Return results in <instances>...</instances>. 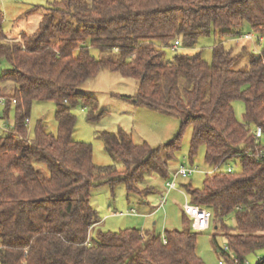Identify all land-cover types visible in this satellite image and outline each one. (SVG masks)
Here are the masks:
<instances>
[{
    "label": "trees",
    "instance_id": "obj_1",
    "mask_svg": "<svg viewBox=\"0 0 264 264\" xmlns=\"http://www.w3.org/2000/svg\"><path fill=\"white\" fill-rule=\"evenodd\" d=\"M244 25L261 34L259 54L250 43L235 51L222 40L210 62L200 51L179 50L203 35L239 37ZM263 36L264 0H60L45 7L33 33L16 38L5 34L0 11V98L5 110L15 108L11 128L0 134V264H204L183 211L186 227L162 235L125 228L90 236L100 222L90 202L93 189L113 191L122 183L127 197L151 193L140 183L152 172L168 180V161L188 125L190 155L204 145V161L210 171L217 167L201 188L184 185L189 202L210 210V224L225 238L226 248H219L212 236L217 251L231 255V264H245L248 254L264 248ZM101 70L137 82L133 96L117 97L180 121L174 138L157 148L134 143L121 128L100 132L121 170L94 164L91 144L72 138L76 103L89 109L90 120L101 115H95L97 100L79 90ZM237 99L242 121L232 105ZM45 100L55 102L57 133L38 121L29 138L31 106ZM229 215L234 226L225 222Z\"/></svg>",
    "mask_w": 264,
    "mask_h": 264
},
{
    "label": "rangeland",
    "instance_id": "obj_2",
    "mask_svg": "<svg viewBox=\"0 0 264 264\" xmlns=\"http://www.w3.org/2000/svg\"><path fill=\"white\" fill-rule=\"evenodd\" d=\"M60 0H0V11L3 14V30L8 37L16 38L21 33H33L39 26L41 16L45 7L53 5ZM34 6L39 9L31 10ZM242 34L251 33L255 40L261 36L244 25ZM237 36V35H235ZM264 37V36H263ZM228 36L216 37L200 36L191 49L180 48V51L189 53L200 51L203 58L211 61L212 47L222 40L226 47H232L238 51L242 45H249L248 41L239 40L238 37L229 39ZM258 51L261 45H258ZM91 54L99 56L98 49L90 48ZM174 53L171 48H166L165 55L170 58ZM10 90V89H9ZM8 90V93L10 91ZM79 90L97 100L98 107L95 115H101L95 119L88 118L87 107L76 103L72 112L76 117L72 138L77 141L90 143L92 146V160L98 166L114 164L118 170L123 165L115 161L104 149L103 140L100 137L102 131H116L118 128L130 133L134 143L146 142L150 147L157 148L171 141L179 132V119L170 114L149 109L138 105L129 99H121L117 95L133 96L137 91V82L132 78H125L116 72L101 70L95 77L88 79L79 86ZM233 108L236 118L242 121L244 112L243 102L239 99L233 101ZM55 102L52 100L34 101L27 122V135L33 138L34 128L38 121H41L46 130L56 134L57 122L55 120ZM14 105L5 110V98H0V134L8 131L14 120ZM255 130V128H253ZM192 127L184 128L180 138V148L175 152L174 158L168 161L169 178L172 181L173 171L181 166L195 169L188 177L176 178V186L172 189L165 187L167 178H162L157 173H147L140 188L151 189V193L143 191L142 195L130 194L127 197L126 188L122 183L114 186L111 191L108 185H102L93 189L90 202L98 213L100 222L90 232V236L96 237L98 231L117 232L125 228H139L143 232L155 235H162L165 230L183 229L186 224L183 222L182 207L189 197L184 185L191 184L193 188H201L206 174L212 169L204 161L205 147L201 145L196 152L190 155V140ZM264 149V133L260 139ZM237 161V160H236ZM227 165L235 170L239 169V163L229 160ZM161 195H163L161 197ZM162 201V204H160ZM228 226H234L233 215L226 218ZM197 233L196 253L204 264H231L232 258L222 256L215 246L212 236L216 234V245L225 248L226 241L220 230L215 231L212 224L205 231H194ZM264 259V248L247 255L245 264H256Z\"/></svg>",
    "mask_w": 264,
    "mask_h": 264
},
{
    "label": "built area",
    "instance_id": "obj_3",
    "mask_svg": "<svg viewBox=\"0 0 264 264\" xmlns=\"http://www.w3.org/2000/svg\"><path fill=\"white\" fill-rule=\"evenodd\" d=\"M239 40H245L248 41L251 45H252V50L256 53H260V51H258V45H260V42L263 40L262 37H258L256 40L253 36V34L251 33H247V34H241L238 37ZM179 46V42L176 40L173 44V48H177ZM254 134L256 137H260L261 135V129L260 127H256V129L254 130ZM217 167L214 168L212 171H216ZM227 171H231V167L228 166ZM195 171V169L190 168V167H185V166H181L178 169L173 171V177L174 179L172 181L167 180L165 182V187L167 189H172L176 186L175 183V179L182 177H188L191 174H193ZM163 195H161L162 197ZM160 204H162V201H160ZM182 211L183 213L190 218L191 220V228L193 231H205L209 228L210 226V221H211V211L203 208L199 205L190 203L188 200L185 202V204L182 207ZM165 242V240H164ZM226 248V247H225Z\"/></svg>",
    "mask_w": 264,
    "mask_h": 264
},
{
    "label": "water",
    "instance_id": "obj_4",
    "mask_svg": "<svg viewBox=\"0 0 264 264\" xmlns=\"http://www.w3.org/2000/svg\"><path fill=\"white\" fill-rule=\"evenodd\" d=\"M134 100H136V99H134Z\"/></svg>",
    "mask_w": 264,
    "mask_h": 264
}]
</instances>
